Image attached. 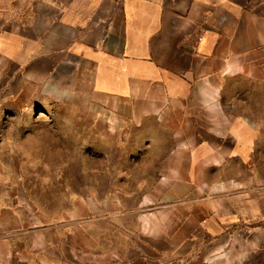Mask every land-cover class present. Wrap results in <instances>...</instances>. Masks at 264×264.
Here are the masks:
<instances>
[{
    "label": "crops",
    "instance_id": "1",
    "mask_svg": "<svg viewBox=\"0 0 264 264\" xmlns=\"http://www.w3.org/2000/svg\"><path fill=\"white\" fill-rule=\"evenodd\" d=\"M0 57L128 156L53 228L0 200V264H264V0H0Z\"/></svg>",
    "mask_w": 264,
    "mask_h": 264
},
{
    "label": "rangeland",
    "instance_id": "2",
    "mask_svg": "<svg viewBox=\"0 0 264 264\" xmlns=\"http://www.w3.org/2000/svg\"><path fill=\"white\" fill-rule=\"evenodd\" d=\"M6 63L0 57V200L29 203L32 226L53 228L57 212L79 198L94 195L99 203L119 190L109 181L125 174L127 146L104 139L71 75L24 74ZM263 99L264 91L256 92V101ZM241 111L258 116L263 108Z\"/></svg>",
    "mask_w": 264,
    "mask_h": 264
}]
</instances>
